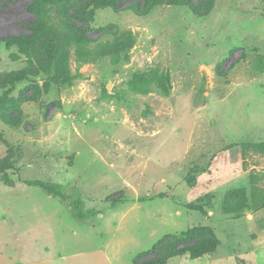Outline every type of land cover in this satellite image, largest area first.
<instances>
[{"label": "rangeland", "instance_id": "rangeland-1", "mask_svg": "<svg viewBox=\"0 0 264 264\" xmlns=\"http://www.w3.org/2000/svg\"><path fill=\"white\" fill-rule=\"evenodd\" d=\"M36 1L0 0V39L11 37L0 41V264H134L199 225L213 228L217 250L168 264H264V208L247 206L253 185L264 193V153L229 147L264 141V0H213L204 15L71 0L50 12L68 25L53 48L83 73L67 84L52 81L32 39ZM84 31L93 46L122 33L135 43L79 64L68 40ZM147 71L160 76L151 90L133 89ZM27 180L80 193L93 210L78 218Z\"/></svg>", "mask_w": 264, "mask_h": 264}, {"label": "trees", "instance_id": "trees-1", "mask_svg": "<svg viewBox=\"0 0 264 264\" xmlns=\"http://www.w3.org/2000/svg\"><path fill=\"white\" fill-rule=\"evenodd\" d=\"M70 1L71 0H37L35 2L38 20L32 29V39L35 42L38 41L45 45L46 55L50 60L48 72H54L51 79L57 84L72 83L73 80L77 78H83V73L80 72L79 69L73 74L65 65L67 63L68 53H64L62 55L63 59H61L59 58L57 51L53 48L54 41L58 38L61 31L65 30L68 25L63 21L60 22V24L53 21L50 12L55 7L66 5ZM122 1L123 0H102V4L104 7H117ZM163 4L187 6L192 8L195 13L204 15L212 8L213 0H204V3L200 4L196 3V0H147L145 1L144 7L136 3L132 6H127V8L134 9L138 14H147L155 6ZM99 5L100 3H97V7H99ZM107 33H113V31L108 30ZM102 34L103 32L101 35ZM131 35L132 34H129V42L125 45L124 40L121 39L125 36V33H122L121 36H116L113 41L93 46L94 42L98 39L95 40L91 38L87 32L84 31L79 35L69 38L68 44L74 48L76 61L79 64H85L106 55H114L120 58L122 53L130 49L135 43V39ZM1 40L9 41L11 40V37H3L0 41ZM59 61H61L60 68L58 67ZM24 78L25 76L18 74L10 79V84L14 85L16 81H21ZM159 78L160 76L156 72L147 71L136 76L131 81V87L140 92H148L151 90V85ZM7 101L11 102L10 99ZM234 146H240L241 150L245 153L250 149L264 153V141H245L229 145V147L232 148ZM4 169L5 167L0 166V172L4 171ZM25 183L41 187L53 195L62 197L71 208L74 215L78 218H86L88 213L93 210L86 207L84 199L80 193L74 192L72 196H68L62 192L58 186L41 180H27ZM247 206L256 211L264 208V193L259 187H255L254 185L251 187V201L248 202ZM187 207L206 214L204 205L200 203H188ZM219 245L220 239L215 234L213 228L207 225H199L184 231L181 235H166L161 241L154 245L149 253L136 256L134 258V264H168L171 258L186 253L190 254L192 258H198L212 254L217 250ZM148 254H155V256L148 260H141L143 256H147Z\"/></svg>", "mask_w": 264, "mask_h": 264}, {"label": "crops", "instance_id": "crops-1", "mask_svg": "<svg viewBox=\"0 0 264 264\" xmlns=\"http://www.w3.org/2000/svg\"><path fill=\"white\" fill-rule=\"evenodd\" d=\"M43 252H46V251H49L50 250V247L48 245H43L42 248ZM62 257V256H61ZM48 260L45 259V262H47Z\"/></svg>", "mask_w": 264, "mask_h": 264}]
</instances>
